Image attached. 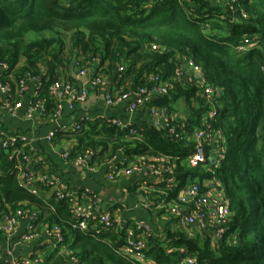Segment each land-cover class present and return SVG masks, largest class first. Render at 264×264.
<instances>
[{"label": "trees", "instance_id": "16d2710c", "mask_svg": "<svg viewBox=\"0 0 264 264\" xmlns=\"http://www.w3.org/2000/svg\"><path fill=\"white\" fill-rule=\"evenodd\" d=\"M182 60L197 66L201 78L189 71L177 76ZM70 65L76 73L95 66L92 80L112 77L117 95L143 89L148 107L175 114L184 103L186 112L170 120L173 135L151 121L138 128L87 119L52 137L54 144L71 143L68 163L82 159L96 168L119 157L117 169L152 164L161 170L147 193L169 219L161 236L145 237L143 264H264V0H0V85L9 89L10 102H19L27 78H40L32 104L42 103V120L52 121L57 101L49 88ZM159 83L167 93L150 94ZM202 128L219 133L216 145L225 147L212 169L209 162L187 161L194 132ZM5 142L0 136V224L19 212L34 216L33 234L61 231V242L52 239L28 259L40 254L45 264H136L120 252L127 228L112 224L95 234L100 213L93 211L87 230L79 229L68 194L48 182L29 146L17 141L6 150ZM25 177L46 179L33 193L21 186ZM191 183L199 195L215 185L227 204L219 238L213 228L181 229L166 213ZM131 230L141 236L137 227Z\"/></svg>", "mask_w": 264, "mask_h": 264}, {"label": "crops", "instance_id": "0c3cea01", "mask_svg": "<svg viewBox=\"0 0 264 264\" xmlns=\"http://www.w3.org/2000/svg\"><path fill=\"white\" fill-rule=\"evenodd\" d=\"M94 72L95 66H92L85 70L84 75H80L72 65L69 66L67 76L61 77L59 82H65V78L68 81L71 79L73 83H65L70 84L76 91L84 90L86 97L83 102L70 107L67 95L57 93L54 96L57 103L52 121L42 120V103H37L32 116H28V107L36 95L40 78L26 80L24 92L19 100L21 107L12 112L8 109L16 102H10L7 95L0 93V106L3 108L0 111V131L6 138L18 139L29 146L34 158H37L49 173L50 183L54 185L55 190H61L76 198L80 193L90 195L94 200V212L102 214L112 210L119 219L120 224L117 226L131 229L132 226L144 225L148 231L147 236L159 237L165 232L169 218L159 212V208L155 207V199L143 190L144 185L153 182L146 172L109 180L108 175L115 166V161L96 168L75 165L63 158L71 143H52L56 132H67L82 120L103 119L111 123L116 121L124 127L138 128L150 121L146 105L130 111L129 102L108 103L107 95H117L114 92L112 77L104 78L100 84L93 86ZM73 75L81 79L76 80ZM185 112L184 103L180 102L175 114H171L174 117ZM211 188L215 189L216 196H220L215 185H211ZM97 208L99 211H96ZM28 226L29 221L20 218L13 235L6 236L0 232V264H21L17 260L28 259L37 247H49L52 239L50 240L44 232L35 234L30 241H23ZM43 260L44 256L38 254L35 264H45Z\"/></svg>", "mask_w": 264, "mask_h": 264}, {"label": "built area", "instance_id": "2783aa9c", "mask_svg": "<svg viewBox=\"0 0 264 264\" xmlns=\"http://www.w3.org/2000/svg\"><path fill=\"white\" fill-rule=\"evenodd\" d=\"M153 49H155V47H153ZM4 69V66H0V71H3ZM184 71H189L197 79L201 78V72L199 68L193 63L186 60H182V69H180L176 73V75L181 76ZM84 74L85 71L80 72V75ZM153 80L155 82H158L157 79ZM101 81L102 79L96 78L92 81V85L96 86L100 84ZM0 93H3L8 96L9 89L5 86L0 85ZM57 93L67 95V97L70 99V107H73L77 103L83 102L86 97V93L84 90L76 91L70 84L65 82H56L51 85V87L49 88V94L55 96ZM149 93L153 95L162 96L167 93V88L165 85L159 83L158 85L154 86V88H152ZM204 93L206 95H209L211 93V89H205ZM144 95L145 91H143V89H140L132 94L116 95L113 97L111 95H107L106 100L110 104L129 102L130 111H134L137 108L144 107L145 105H147L148 98ZM20 107V102H16L14 106L9 107L8 111L12 112L13 110H16ZM35 107L36 105H30L28 107L29 117L32 116ZM2 109V106H0V111ZM147 111L153 126L166 130L169 135L175 134L174 128L170 126V120L173 118L171 113H168V111L164 108L156 106L148 107ZM112 124L124 127L122 124L116 121ZM129 134H132V132L129 131ZM0 136H4L1 131ZM193 140L195 141V151L192 155L187 158V161L190 164L209 162V169L216 167L220 160L223 158V154L225 153V147L223 145H216V143L221 140V135L217 132L214 133L206 130L205 128H202L194 132ZM17 141L19 140L6 138V142L3 144V148L7 150L10 145L16 143ZM206 142L211 147H213L211 152H206ZM65 157L66 156L64 154L63 158L65 159ZM113 161L119 164L123 163V160L119 157H116L115 159H113ZM74 164L85 165V161H83L82 159H77ZM143 172H146L148 176L153 179V181L156 178L161 177L162 175L161 170L152 164H135L124 169H117L114 166L113 169L109 172L108 178L109 180H116L120 177L130 176L131 174H140ZM45 179L46 177H25L24 181L21 183V186L27 189L28 191H32L34 193L35 183H43ZM48 182L50 183V181ZM143 188V190L148 192V185H144ZM56 191H58V193L62 195V191ZM214 191L215 189L211 188L208 192H206V194L199 195L197 185L191 183L178 194L176 203L166 208V213L175 218L181 228L197 227L200 230L205 229L207 227L213 228L215 229L214 236L216 238H219L225 232V228L221 226L226 221V218L229 215V210L227 204L224 203V199H222V197L219 195L216 196ZM67 196L69 202L74 207V217L77 220L78 228L84 231L87 230L88 226L86 222L94 217V200L85 197L82 198L84 199V201L80 202L76 197H73L71 195ZM20 215L21 214L18 212L15 217L6 216L3 222L0 224V232L6 236L13 235L16 231L18 220L21 218ZM33 217L34 216L26 217V219L29 221V226L27 228L26 234L23 236V241L25 242L32 240L36 236L35 234H33V227L30 224ZM112 224L119 225V219L113 217L109 213H102L99 215L96 224L93 225L92 230L95 234H98L101 230L105 229L106 227H109ZM136 227L140 230L141 236L139 238H135L133 237L132 230L127 229V238L125 239V243L121 247L120 251L127 257L132 258L134 263L143 264L145 259L144 250L146 248L144 239L145 237H147L148 231L144 225L139 224ZM44 234L50 237V240L56 239L58 242H61V231L56 227L44 231ZM36 262V260L23 259L21 264H35ZM183 263L193 264L194 261L192 259H185Z\"/></svg>", "mask_w": 264, "mask_h": 264}, {"label": "water", "instance_id": "95a60500", "mask_svg": "<svg viewBox=\"0 0 264 264\" xmlns=\"http://www.w3.org/2000/svg\"><path fill=\"white\" fill-rule=\"evenodd\" d=\"M72 77L75 78L76 80H80V79H81V78H79V77H76L75 75H73ZM197 77H199V76H197ZM212 162H213V161H212ZM96 211H99V209L97 208Z\"/></svg>", "mask_w": 264, "mask_h": 264}]
</instances>
